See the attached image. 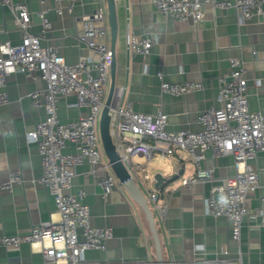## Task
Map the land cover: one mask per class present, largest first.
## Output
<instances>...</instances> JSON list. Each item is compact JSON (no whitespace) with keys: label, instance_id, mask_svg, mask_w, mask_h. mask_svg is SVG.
Instances as JSON below:
<instances>
[{"label":"crops","instance_id":"1","mask_svg":"<svg viewBox=\"0 0 264 264\" xmlns=\"http://www.w3.org/2000/svg\"><path fill=\"white\" fill-rule=\"evenodd\" d=\"M24 1L31 13L30 31L40 36L41 45L57 47L69 63L83 56L97 58L92 49L77 41L75 32L81 28V15L92 13L99 5L107 14L106 0H73L71 12L63 0L61 14L55 12L54 0ZM40 10L46 12L50 21L45 31L36 15ZM115 10V87L122 89L121 103H129L132 110L146 114L162 111L166 114L168 131L197 130L201 127L200 113L211 106H220L216 100L219 81L230 70V59L237 58L247 80L248 107L251 111L264 112V14L239 23L232 8L212 10L207 6L203 19L193 24L165 18L156 11L152 0H115ZM12 15L8 7L0 5V41H20L21 33ZM127 31L149 36L152 39L149 52L128 54L124 39ZM158 71L166 82L196 81L202 87L178 95L163 93ZM43 85L40 81L27 80L20 73L10 74L6 79L4 90L8 101L0 106V181L7 182L14 171L21 176V182L0 187V235L25 233L34 225L59 218L51 195L38 181L42 167L37 144L29 143L26 138V132L33 130L45 115L42 105H34L28 93ZM84 110L75 105L73 95L57 101V115L62 121L74 119ZM104 159L107 160L105 156ZM132 162L138 165L137 176L147 173L151 177L145 181L149 189H156L154 173L170 176L180 172L162 189H156L159 199L167 205L162 222L151 210L166 264H224L217 259L224 257L225 251L232 259L240 257L242 264H264V231L256 220L244 217L239 239L235 240L228 219L214 218L205 212V199L212 187L234 173L231 155L215 154L207 149L200 167L209 170L212 179L187 186H183L182 179L193 176L196 167L184 150L149 160L134 155ZM249 164L257 171L259 182V187L245 200L252 213L263 205L264 151L257 153ZM134 182L146 199L145 190ZM69 191L76 195L83 192L81 199L90 207L91 225H108L112 229L105 249L85 251L88 261L156 264L145 211L123 185H116L103 196L87 165L81 164L76 167ZM146 202L150 208L147 199ZM0 264H43V259L38 249L22 243L0 246Z\"/></svg>","mask_w":264,"mask_h":264},{"label":"built area","instance_id":"2","mask_svg":"<svg viewBox=\"0 0 264 264\" xmlns=\"http://www.w3.org/2000/svg\"><path fill=\"white\" fill-rule=\"evenodd\" d=\"M61 1L54 0L57 14H61ZM64 1L71 12L73 0ZM152 2L156 11L165 18L193 24L203 19L207 6L212 10L232 8L239 23L264 14V0ZM0 5L12 11V21L21 33L17 43L0 41V106L8 101L4 87L10 74L20 73L27 80L44 84L42 88L28 93L34 105H42L45 115L35 123L33 130L26 132V138L29 143L37 144L42 167L38 181L51 195L59 216L57 221L42 222L25 233L1 234L0 246L27 243L40 251L43 264H105L88 261L85 251L105 249L107 240L112 237V229L108 225H91L90 207L81 199L83 192L76 195L69 189L76 167L81 164L87 165L88 173L102 189L103 196L116 185H121L104 159L98 132V120L114 56L107 14L99 5L92 13L80 16L81 28L75 32L77 41L92 49L97 58L83 56L69 63L57 47L41 45L40 36L30 31L31 13L24 0H0ZM36 15L42 31H45L50 24L46 12L40 10ZM124 39L128 54H146L152 46L149 36L127 31ZM229 64L230 70L221 77L216 93L220 106H211L200 113L198 122L201 127L197 130H166V114L162 111L146 114L132 110L129 103H121L122 89L117 87L108 115L109 132L117 156L130 177L145 190L146 199L159 222H162L167 205L159 199L158 190L146 187L145 181L151 179L147 173L136 175L138 165L132 162L134 155H142L149 160L155 156H171L178 149L184 150L194 162L196 172L182 179L183 186L212 179L210 171L200 167L207 149H212L215 154L231 155L234 173L226 176L222 184L212 187L205 199V212L214 218L228 219L231 222V237L237 240L244 217L256 220L264 231V197L261 199L262 207L252 213L245 205L247 195L259 187L258 173L249 161L264 151V112L251 111L248 107L247 80L242 62L231 58ZM157 76L163 93L178 95L202 87L196 81L166 82L161 71L157 72ZM70 95L75 97V105L85 110L79 111L74 119L62 121L57 115V101ZM13 182H21L18 172H11L7 182L0 181V187H9ZM216 194L220 195L217 197ZM224 253L226 255L217 259L218 262L242 264L240 257L232 259L227 251Z\"/></svg>","mask_w":264,"mask_h":264},{"label":"water","instance_id":"3","mask_svg":"<svg viewBox=\"0 0 264 264\" xmlns=\"http://www.w3.org/2000/svg\"><path fill=\"white\" fill-rule=\"evenodd\" d=\"M107 5V20L109 26V33H110V46L111 49L114 51V43L117 34V17H116V10H115V0H106ZM110 83L108 86V91L103 103L102 110L100 112V117L98 120V132L100 143L104 152V155L110 164L111 170L117 177L119 183L123 185L127 191H129L135 201L139 203L142 209L145 211L147 216V220L149 222V227L151 231V235L154 242L155 248V262L156 264H166L165 260L163 259L161 253V246L160 240L157 233V228L155 225V220L151 209L149 208L145 197L139 192V190L135 186L134 180L130 177L128 171L126 170L123 163L120 161L119 157L117 156L115 146L112 142V138L109 132V115H108V107L110 101L113 96V92L115 89V61L114 56L112 58L110 72H109ZM180 173V172H178ZM178 173H173L170 176H164L161 173L157 172L154 173L153 179L155 181V188L162 189L165 184L170 183L173 181Z\"/></svg>","mask_w":264,"mask_h":264},{"label":"rangeland","instance_id":"4","mask_svg":"<svg viewBox=\"0 0 264 264\" xmlns=\"http://www.w3.org/2000/svg\"><path fill=\"white\" fill-rule=\"evenodd\" d=\"M107 91H108V89H107ZM107 91H106V93H107Z\"/></svg>","mask_w":264,"mask_h":264}]
</instances>
